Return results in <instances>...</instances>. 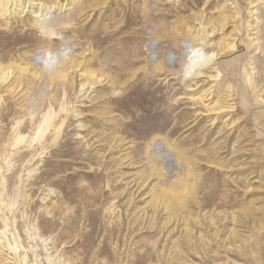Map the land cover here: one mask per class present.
I'll use <instances>...</instances> for the list:
<instances>
[{"label":"rangeland","instance_id":"obj_1","mask_svg":"<svg viewBox=\"0 0 264 264\" xmlns=\"http://www.w3.org/2000/svg\"><path fill=\"white\" fill-rule=\"evenodd\" d=\"M152 143L198 175L174 219ZM0 264H264V0H0Z\"/></svg>","mask_w":264,"mask_h":264},{"label":"bare ground","instance_id":"obj_2","mask_svg":"<svg viewBox=\"0 0 264 264\" xmlns=\"http://www.w3.org/2000/svg\"><path fill=\"white\" fill-rule=\"evenodd\" d=\"M45 15V14H44ZM38 17H43L42 19L38 18L36 19L34 25L39 29L40 32H42L43 34H50V36H52V28L55 25H58L60 23V20H57L56 18H54L53 16H43L42 11L40 12V14L38 15ZM54 18V19H52ZM225 21L222 22V27L225 26ZM208 38V39H206ZM210 36L206 35V36H202L201 37V41H202V45H208L209 41H210ZM194 39V38H191ZM189 42H193V41H189ZM191 45H197L196 43H191ZM210 47V46H207ZM195 48V47H194ZM216 51H215V56L220 55L221 53H225L226 51H231L233 49H235L234 44H230L228 45L223 44V46L217 47V45H215ZM188 52L185 50L184 52H182L181 54V59H180V66H179V70L177 72L174 73H181V76H183L182 78L185 79L187 75L193 77L196 75H202L204 73H206L207 68L209 67H201V57L200 59L198 58H194L188 57ZM69 52L67 51V47L63 48L62 50H60L58 53H49V52H45L44 54L41 55H37L35 58V61L39 62L42 65V69L43 71H45V73L47 74L48 78L51 79H55V80H60L66 77L67 75V69L69 67V65H72V58L69 57ZM170 57V56H169ZM172 59V58H170ZM156 65H159V62H157ZM191 66V67H190ZM196 68V71L191 72L193 69ZM240 73V71H239ZM218 106L220 107V105L218 104ZM50 115H47L44 119L45 122L50 121ZM49 123V122H48ZM168 149L166 151H164L163 147L160 144H150L148 146V163L150 165V169L153 172L154 175H157L159 177V184L156 185V194L155 198L156 201L161 200L164 205L165 209H168L169 212V216L171 217V219L175 218L176 212L178 210V208L182 209L183 205L182 203L184 202V200L186 199V197L188 195L192 196L193 193L196 191V187L198 184V175H195L193 177L194 180V184H190L188 185L187 183V179H188V175L190 176V170L188 169L187 171H185L184 173V177H180V174H178L177 178L174 179L173 181L171 180V182L169 183L168 187H164L162 186L163 183V179H164V175H166V173H164L166 171V168L164 167L165 163H169L167 160L169 159L170 161H175V163L177 164H181L182 167H188L190 165V161L187 160L185 153L179 149L176 148L174 145H167ZM173 158V160H172ZM187 177V178H186ZM164 184V183H163ZM157 196V197H156ZM170 198L173 199H178L177 202H174L175 200H171L169 201ZM247 212V209L245 210ZM246 214V213H243ZM226 217V216H225ZM223 218V217H222ZM225 219V218H224ZM234 219V218H233ZM236 220V219H235ZM189 225H191V222L188 223ZM193 224V223H192ZM217 230V228H216ZM212 233L213 237L216 238L218 235V231H216ZM228 238H231L230 236H228ZM174 250H176V248H174Z\"/></svg>","mask_w":264,"mask_h":264},{"label":"clouds","instance_id":"obj_3","mask_svg":"<svg viewBox=\"0 0 264 264\" xmlns=\"http://www.w3.org/2000/svg\"><path fill=\"white\" fill-rule=\"evenodd\" d=\"M212 63V58L203 51L201 52V67H208Z\"/></svg>","mask_w":264,"mask_h":264}]
</instances>
